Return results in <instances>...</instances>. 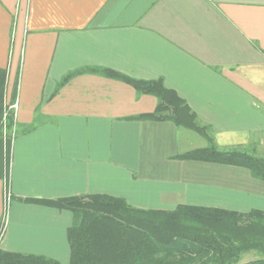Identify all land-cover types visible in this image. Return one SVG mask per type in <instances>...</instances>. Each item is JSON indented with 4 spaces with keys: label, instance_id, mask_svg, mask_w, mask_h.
I'll list each match as a JSON object with an SVG mask.
<instances>
[{
    "label": "crops",
    "instance_id": "crops-1",
    "mask_svg": "<svg viewBox=\"0 0 264 264\" xmlns=\"http://www.w3.org/2000/svg\"><path fill=\"white\" fill-rule=\"evenodd\" d=\"M85 67L163 79L218 148L264 152V0H0L5 107L18 106L8 168L0 143L1 250L69 264L74 214L26 200L108 195L142 210L264 211V181L247 169L176 159L208 139L128 120L153 113L156 97L88 74L52 98Z\"/></svg>",
    "mask_w": 264,
    "mask_h": 264
},
{
    "label": "trees",
    "instance_id": "trees-1",
    "mask_svg": "<svg viewBox=\"0 0 264 264\" xmlns=\"http://www.w3.org/2000/svg\"><path fill=\"white\" fill-rule=\"evenodd\" d=\"M98 75L132 86L137 94L154 96L158 105L153 113L128 120L170 121L198 133L210 145L176 156L177 160L214 163L244 168L253 178L264 181V156L243 148L220 149L209 137L196 114L163 79L138 80L106 68L85 67L65 75L56 85L52 98L74 78ZM7 71L0 69V143L3 123L7 130L14 122L5 114ZM16 98L14 91L12 101ZM35 125L26 127L27 131ZM11 142L7 144L9 167ZM5 164V165H4ZM4 167H2V170ZM74 214L68 230L69 264H264V211L248 213L218 208L180 205L173 211L142 210L124 199L108 195L76 196L58 200H26ZM256 252L260 257L241 263L242 255ZM0 264H60L43 256L9 253L0 249Z\"/></svg>",
    "mask_w": 264,
    "mask_h": 264
},
{
    "label": "rangeland",
    "instance_id": "rangeland-1",
    "mask_svg": "<svg viewBox=\"0 0 264 264\" xmlns=\"http://www.w3.org/2000/svg\"><path fill=\"white\" fill-rule=\"evenodd\" d=\"M11 116L13 117L12 114H11ZM2 130H3V133H2L3 145H4V150L6 152L7 151V144H8V142H11V136L13 135V133L15 134V137H17L18 128H17L16 125H13L11 130H7L6 120L4 119L3 129ZM5 154L7 155V153H5ZM261 155L264 156V152H262ZM259 257L260 256L256 252L246 253V254L242 255L241 263H246V262H249V261H253L255 259H258Z\"/></svg>",
    "mask_w": 264,
    "mask_h": 264
},
{
    "label": "built area",
    "instance_id": "built-area-1",
    "mask_svg": "<svg viewBox=\"0 0 264 264\" xmlns=\"http://www.w3.org/2000/svg\"><path fill=\"white\" fill-rule=\"evenodd\" d=\"M17 103H14V104H12L11 106H8V108H7V112H6V114H5V117L7 116V114H9V113H11L12 115H16V111H17ZM16 137H15V134L13 133V135L11 136V143L14 141V139H15ZM7 193H8V195L10 194L8 191H7ZM10 196V195H9Z\"/></svg>",
    "mask_w": 264,
    "mask_h": 264
}]
</instances>
